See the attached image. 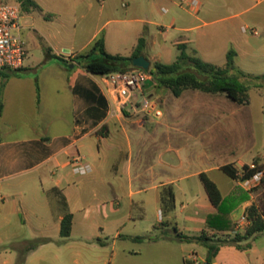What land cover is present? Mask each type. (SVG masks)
Returning <instances> with one entry per match:
<instances>
[{
    "label": "crops",
    "instance_id": "crops-1",
    "mask_svg": "<svg viewBox=\"0 0 264 264\" xmlns=\"http://www.w3.org/2000/svg\"><path fill=\"white\" fill-rule=\"evenodd\" d=\"M32 1L38 8H22V35H38L46 55L35 60L28 49L25 66L7 71V79L0 77L4 103L0 118V264H16L18 254L11 247L17 237L50 240L32 251L25 264L207 263V249L181 242L175 228L186 235L215 234L205 226L207 215L216 208L200 175L207 173L211 178L224 165L213 166L217 156L210 159L207 151L193 152L188 143L216 133L221 117L204 101L218 95L187 90L176 97L151 81L144 93L157 103L161 118L144 116L131 107L122 109L109 95L104 77L72 62L65 68L55 58L72 61L77 54L88 52L102 34L107 51L120 54L114 48L124 42L127 31L121 26L108 29L121 22L117 1ZM198 1L201 9L193 13L197 20L203 25L217 23L222 9L216 1ZM14 2L22 7L19 0ZM158 4V0H126L121 7L145 15L152 14ZM204 7L206 17L214 20L198 17ZM133 21L153 24L143 17ZM142 29L137 25L132 32L137 40L128 56L145 37ZM193 29L182 28L184 32ZM181 44L188 46V42ZM204 44L213 45L211 41ZM206 109L215 110V117L208 120L198 113ZM78 156L91 167L89 174L74 172L72 162ZM235 181L231 179L223 190L214 182L225 198L236 200L229 196ZM168 186L174 188L175 208L165 214L161 195ZM179 197H190L180 209ZM250 206L246 201L235 208L236 224L246 218ZM154 208L159 212L156 221L149 217ZM68 214L73 215L71 236L62 238V222ZM244 232L236 227L235 232L218 236L230 239ZM261 235L242 243L249 245L245 250L222 247L211 264H264V244L257 241Z\"/></svg>",
    "mask_w": 264,
    "mask_h": 264
},
{
    "label": "rangeland",
    "instance_id": "rangeland-1",
    "mask_svg": "<svg viewBox=\"0 0 264 264\" xmlns=\"http://www.w3.org/2000/svg\"><path fill=\"white\" fill-rule=\"evenodd\" d=\"M116 1L119 10L117 19L121 22L108 26V29L111 31L114 27L121 26L127 31L124 42L117 43V47L114 48L123 56H128L132 46L136 43L137 37L135 34L133 36L132 32L139 25L140 28L143 27L142 30L145 31V37L148 40L145 55L151 62V69L156 62L174 63L180 54L178 45L188 42L190 54L218 66L226 64L228 51L234 49L238 53L236 65L239 69L251 75H264V0H208V2L212 1L211 3L216 1L218 7L222 9V13L215 19L219 21L210 25H203L194 15L199 13L201 6L199 8L181 6L180 0H176V4L168 0H158L159 4L155 6L152 14L145 15H138L131 11L126 12V8L121 7V4L126 0ZM1 3L15 4L14 0H2ZM21 10L24 16L22 7ZM204 10L205 7L198 17H202L204 20L206 18L205 21L208 22L214 20L209 16L206 17ZM138 17L149 18L153 24H137L133 20ZM188 27H194V29L191 32L182 30V28ZM245 27L257 30L260 35H253L250 30L244 32ZM101 37L105 38L104 34ZM23 38L28 44L27 50H30V54L35 60L45 57L47 49L38 35L32 37L27 34ZM205 41H211L213 45L204 46ZM196 50L201 53H197ZM250 96L249 105H238L223 95L212 96L209 100L204 101L206 104L209 103L212 108H216L217 112L206 109L198 111V113L210 120L215 117L216 112L217 116L221 117V122L216 127L217 131L214 135L202 136L206 140L188 143L193 152L197 149L201 153L207 151L210 159H212V155L217 156L213 166L233 164L238 170H241L245 165L258 163L264 171V88L253 87ZM166 98L164 97L160 102L162 103ZM161 107L163 106L161 105ZM210 176L221 190L231 181L222 171L212 173ZM230 188H228L229 191ZM231 195H234L238 201L236 207L246 201L251 202V205L258 203L262 206L264 204V176L261 183L252 189L235 181L229 196ZM189 198L186 200V197H179L178 209L182 207V202L188 203ZM149 217L156 221L159 218L158 209H150ZM259 239L257 240L258 245H263L264 234ZM36 240L38 239L17 237L14 242L19 244ZM129 245L131 246V244ZM223 247H230V245Z\"/></svg>",
    "mask_w": 264,
    "mask_h": 264
},
{
    "label": "trees",
    "instance_id": "trees-1",
    "mask_svg": "<svg viewBox=\"0 0 264 264\" xmlns=\"http://www.w3.org/2000/svg\"><path fill=\"white\" fill-rule=\"evenodd\" d=\"M23 9L38 8L32 0H19ZM147 46L145 37H141L130 56L111 54L107 51L104 37L97 39L90 50L86 53L77 54L72 61L63 57L55 56L61 64L68 68L72 63L85 69L87 72L105 77L115 72H127L134 68L132 61L144 55ZM180 51L177 60L172 64L156 62L149 70L152 75V82L158 88L171 91L176 97H180L185 91L193 90L210 95H223L239 105H249L251 102L250 91L253 87L264 88V75L256 76L245 73L236 65L237 52L231 49L227 54V61L224 66H218L205 62L196 55L188 52L186 44H179ZM7 71L0 70V77L8 78ZM38 99L40 98V88L37 85ZM4 103L2 100V89L0 91V118L2 117ZM257 165L256 169H251L245 165L238 170L234 165L228 164L221 167V170L231 179L244 182L252 178L262 168ZM208 198L216 208L215 213L207 215L206 228L214 231L210 235L203 231L200 235H186L176 231V238L181 242L196 243L207 249V263H212L224 245H230L245 250L249 245L242 243L256 239L264 233V204H252L246 210V219L249 221L244 233H236L233 238L223 239L218 234L235 232L237 224L234 222L232 214L238 201L225 198L218 185L208 176L207 173L200 175ZM163 213L168 214L175 208V192L172 186L165 187L161 195ZM73 225V215L68 214L62 222L61 237L69 238ZM142 239V238H139ZM48 239H38L36 241H25L11 247L18 254L16 264H25L28 255L41 245L49 243ZM100 242V241H99Z\"/></svg>",
    "mask_w": 264,
    "mask_h": 264
},
{
    "label": "built area",
    "instance_id": "built-area-1",
    "mask_svg": "<svg viewBox=\"0 0 264 264\" xmlns=\"http://www.w3.org/2000/svg\"><path fill=\"white\" fill-rule=\"evenodd\" d=\"M104 1V0H102ZM188 8H199L198 0H183ZM22 10L20 5L0 4V70H20L25 66L28 58V50L23 38ZM244 32L252 31V34L259 36L257 30L245 27ZM108 87L109 95L112 96L122 109L129 107L144 116L153 115L161 118L163 112L158 108L157 103L149 98L144 89L148 82L152 81L149 71L143 69H133L127 72H115L104 77ZM73 170L78 175H86L91 172V167L83 162L78 156L73 162ZM251 169H256V164L249 165ZM264 176V171L257 172L252 178L243 182L249 189L257 187ZM249 221L243 217L237 223L238 230H245Z\"/></svg>",
    "mask_w": 264,
    "mask_h": 264
},
{
    "label": "water",
    "instance_id": "water-1",
    "mask_svg": "<svg viewBox=\"0 0 264 264\" xmlns=\"http://www.w3.org/2000/svg\"><path fill=\"white\" fill-rule=\"evenodd\" d=\"M132 64L134 68H139L146 71H149L151 69V62L145 56H140L138 58H135L132 61Z\"/></svg>",
    "mask_w": 264,
    "mask_h": 264
}]
</instances>
